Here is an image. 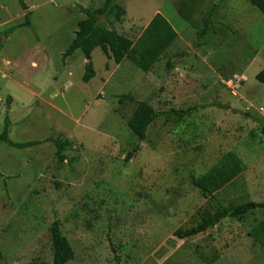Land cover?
<instances>
[{
    "label": "rangeland",
    "instance_id": "1",
    "mask_svg": "<svg viewBox=\"0 0 264 264\" xmlns=\"http://www.w3.org/2000/svg\"><path fill=\"white\" fill-rule=\"evenodd\" d=\"M104 1L24 0V11L0 0V133L7 120L11 142H39L0 143V264H50L54 221L74 252L67 264H264L248 236L264 210L174 237L219 206L264 202V16L247 0H118L124 15L101 17L103 29L136 42L159 13L178 36L148 72L96 47L83 83L82 53L62 55L79 7ZM138 102L161 116L123 162ZM48 138L68 142L62 162ZM226 153L244 171L206 200L191 179Z\"/></svg>",
    "mask_w": 264,
    "mask_h": 264
},
{
    "label": "trees",
    "instance_id": "2",
    "mask_svg": "<svg viewBox=\"0 0 264 264\" xmlns=\"http://www.w3.org/2000/svg\"><path fill=\"white\" fill-rule=\"evenodd\" d=\"M249 4L257 9L264 16V0H247ZM118 0H105L103 5L98 9H85L79 7L84 18L77 23V31L74 38L63 53L62 57L68 58L79 50L86 60L84 74L81 78L83 83H88L94 77V70L91 64V52L94 48L99 47L105 57L110 58L115 64H120L126 58L135 66L143 71L148 72L152 65L162 57V52L170 46L177 38V33L170 24L159 13L145 27L144 31L133 42L115 30H105L99 24L101 17L109 18L114 15L115 19H120L124 15V10L117 4ZM22 10H27L24 0H18ZM30 27L27 16L20 27ZM207 28V23L198 32L197 36L201 39ZM171 61L167 60V64ZM255 80L264 85V70L260 71ZM177 114H183L179 112ZM161 113L156 112L146 102H138L131 117L127 120L126 125L135 135L137 143L131 147L123 158V162H128L139 150L140 143L146 139L148 127L159 117ZM260 133L264 138V127H261ZM9 122L4 120V128L0 133V143H4L11 148L24 149L38 145L39 142L13 143L8 138ZM45 142L52 143L55 147V156L59 162L64 160L63 151L68 142L60 138H48ZM244 171L242 161L233 153H226L219 162L213 166L204 175L191 179V185L198 189L206 200L212 201L214 194L225 186L232 184L235 179ZM256 210H264V202H248L234 207H217L214 212L204 213L200 221L185 230L177 229L174 237L178 240L193 237L204 233L209 228L216 226L221 220L240 219ZM248 236L252 238L260 247L264 249V219L253 227ZM50 241L52 259L50 264H67L74 257V252L67 239L62 236L58 222L54 221L50 226Z\"/></svg>",
    "mask_w": 264,
    "mask_h": 264
},
{
    "label": "crops",
    "instance_id": "3",
    "mask_svg": "<svg viewBox=\"0 0 264 264\" xmlns=\"http://www.w3.org/2000/svg\"><path fill=\"white\" fill-rule=\"evenodd\" d=\"M178 14V13H177ZM177 36H178V33H177Z\"/></svg>",
    "mask_w": 264,
    "mask_h": 264
},
{
    "label": "built area",
    "instance_id": "4",
    "mask_svg": "<svg viewBox=\"0 0 264 264\" xmlns=\"http://www.w3.org/2000/svg\"><path fill=\"white\" fill-rule=\"evenodd\" d=\"M231 88V87H230Z\"/></svg>",
    "mask_w": 264,
    "mask_h": 264
}]
</instances>
